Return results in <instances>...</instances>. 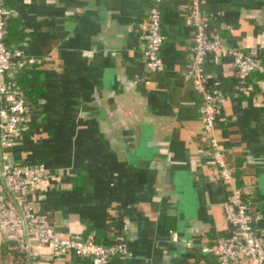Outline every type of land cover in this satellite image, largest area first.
<instances>
[{
	"label": "crops",
	"instance_id": "crops-1",
	"mask_svg": "<svg viewBox=\"0 0 264 264\" xmlns=\"http://www.w3.org/2000/svg\"><path fill=\"white\" fill-rule=\"evenodd\" d=\"M3 4L6 20L18 23V46L36 60L20 71L34 114L10 157L49 170L27 201L59 238L125 245L127 255L110 264H217V243L238 236L224 215L237 179L264 234V76L241 85L229 56L214 54L208 63L221 101L215 134L234 175L224 182L198 142L200 102L186 74L188 0ZM200 9L213 15L212 38L255 49L264 64V0H200ZM151 11L162 20V72L150 71L143 53ZM161 215L175 219L173 230ZM1 239L5 264H23V251ZM24 252L25 264H89L35 245Z\"/></svg>",
	"mask_w": 264,
	"mask_h": 264
},
{
	"label": "built area",
	"instance_id": "built-area-1",
	"mask_svg": "<svg viewBox=\"0 0 264 264\" xmlns=\"http://www.w3.org/2000/svg\"><path fill=\"white\" fill-rule=\"evenodd\" d=\"M6 9L0 0V236L2 243H13L19 251L30 246L45 247L54 255L70 253L88 260L89 264H109L115 256H126L123 244H97L92 237L59 238L46 216L35 212L27 201L35 186L49 176L42 165L14 164L11 151L14 140L29 128L33 105L20 89V71L35 62L21 46H8ZM212 13H203L200 0H188V21L193 28L191 58L186 74L194 80L201 108L202 132L199 145L208 150L219 179L234 182V175L219 149L215 127L221 116V101L215 89L208 91L205 84L211 79L207 71L214 54L227 55L232 60L237 81L243 85L252 74L264 76V64L255 49L226 45L222 39L212 38L209 26ZM147 42L143 50L146 67L162 72L160 59L164 38L162 20L157 11L147 17ZM231 206L224 205L225 219L238 232L236 238L221 239L212 250L217 264H264V234L256 231L254 216L242 189L231 188ZM189 247V244H186ZM203 249V252H208Z\"/></svg>",
	"mask_w": 264,
	"mask_h": 264
},
{
	"label": "trees",
	"instance_id": "trees-1",
	"mask_svg": "<svg viewBox=\"0 0 264 264\" xmlns=\"http://www.w3.org/2000/svg\"><path fill=\"white\" fill-rule=\"evenodd\" d=\"M12 25V31L11 30V26ZM6 29L8 30V42L7 45L8 46H18L19 42L21 41V35L18 32V23L17 22H13L12 24H10V21H8V19L6 20ZM25 70V69H24ZM20 77V76H19ZM25 80L23 79L22 81L19 80V85H20V89L22 91V93L24 95H26L27 99L33 103L35 100L34 95L32 94V92L29 90H27L25 88ZM206 88L208 91H212L214 89L213 86V82L211 79H208L206 84H205ZM239 175V173H238ZM237 187L239 189L243 188L242 183L239 181V179H237V183H236ZM94 242L97 244H100L98 240L94 239ZM103 244H109V243H103ZM25 252L23 251L21 254H19L20 259L19 260H23L22 263L25 264ZM8 255L6 253H0V264H5V261L7 260ZM114 258V257H113ZM112 258V259H113ZM111 259V260H112ZM110 260V262H111ZM109 262V264H110Z\"/></svg>",
	"mask_w": 264,
	"mask_h": 264
},
{
	"label": "water",
	"instance_id": "water-1",
	"mask_svg": "<svg viewBox=\"0 0 264 264\" xmlns=\"http://www.w3.org/2000/svg\"><path fill=\"white\" fill-rule=\"evenodd\" d=\"M161 218L162 219L164 218L163 215H161ZM164 220H165V225H166L165 227L166 231H171L175 228L176 221L174 218L166 217L164 218Z\"/></svg>",
	"mask_w": 264,
	"mask_h": 264
}]
</instances>
